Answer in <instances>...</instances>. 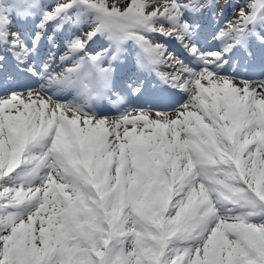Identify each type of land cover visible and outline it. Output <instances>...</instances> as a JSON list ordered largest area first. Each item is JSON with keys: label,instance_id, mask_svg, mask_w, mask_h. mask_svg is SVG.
I'll use <instances>...</instances> for the list:
<instances>
[{"label": "snow or ice", "instance_id": "1", "mask_svg": "<svg viewBox=\"0 0 264 264\" xmlns=\"http://www.w3.org/2000/svg\"><path fill=\"white\" fill-rule=\"evenodd\" d=\"M209 7L0 0V264H264V0Z\"/></svg>", "mask_w": 264, "mask_h": 264}, {"label": "rangeland", "instance_id": "2", "mask_svg": "<svg viewBox=\"0 0 264 264\" xmlns=\"http://www.w3.org/2000/svg\"><path fill=\"white\" fill-rule=\"evenodd\" d=\"M66 0H60V2H65ZM219 1H221V0H219ZM153 2H157V0H153ZM245 1L244 0H239V3H244ZM54 3H56V0H45L44 2H43V4H46V5H51V4H54ZM164 3H168V2H165V1H161V0H158V5L159 6H161V9H162V5L164 4ZM151 10V9H150ZM229 16H231V15H229ZM154 42H159V41H154ZM160 43V42H159ZM58 62V61H57ZM58 64H60V63H58ZM60 69L57 67V71H59ZM69 100H61L60 102H68Z\"/></svg>", "mask_w": 264, "mask_h": 264}]
</instances>
